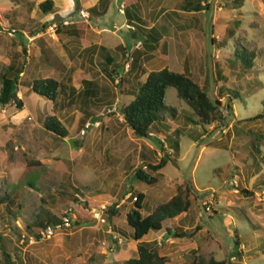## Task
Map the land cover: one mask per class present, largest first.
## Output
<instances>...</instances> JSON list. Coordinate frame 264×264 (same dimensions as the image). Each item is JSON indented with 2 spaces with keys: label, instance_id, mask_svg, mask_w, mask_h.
<instances>
[{
  "label": "rangeland",
  "instance_id": "obj_1",
  "mask_svg": "<svg viewBox=\"0 0 264 264\" xmlns=\"http://www.w3.org/2000/svg\"><path fill=\"white\" fill-rule=\"evenodd\" d=\"M185 1L154 0L157 6L147 16L152 30L139 28L147 23L145 1H132L129 13L142 21H136L135 30L127 27V17L113 1L99 20L102 43L116 47L125 42L131 51L111 52L123 67L109 76L86 53L92 43L87 42L90 27L81 38L63 30L65 22L70 28L88 25L81 12L61 20L55 13L45 14L39 0L16 4L0 0V13L5 10L0 19L17 30L12 36L0 29V89L13 58L26 65L19 84L24 109L0 106V193L17 187L16 204L10 205L15 215L0 206V231L10 239L9 249L18 264H125L135 251L119 253L120 243L107 232V225L94 221L93 210L119 205L120 215L108 220L125 243L122 230L130 233L126 213L135 196L146 195L142 212L148 215L175 196L184 181L193 189V210L177 224L180 231L193 235L165 241L164 228L149 237L170 263L192 264L200 255L227 260L239 247L232 264H264V119H253L264 98V0H189L206 6L200 12L185 10ZM52 25L59 27L55 33ZM153 32L160 36L154 50L145 44ZM237 47L256 51L251 71L235 60ZM131 57L135 62L126 71ZM164 68L189 70L204 88L210 80L211 97L221 99L223 106L231 103L230 89L244 96L233 100V110L225 109L224 121L205 129L188 122L190 108L175 88H168L166 102L178 109L168 127L182 131L176 136L179 153L164 136H136L121 112L139 83ZM38 77L62 83L56 103L33 92ZM48 116H56L69 136L48 132L44 127ZM165 154L172 160L160 172L158 183L149 185L136 177L139 168L159 163ZM68 211L75 216L71 229L52 239L36 238L45 228L39 221L62 218Z\"/></svg>",
  "mask_w": 264,
  "mask_h": 264
},
{
  "label": "trees",
  "instance_id": "obj_2",
  "mask_svg": "<svg viewBox=\"0 0 264 264\" xmlns=\"http://www.w3.org/2000/svg\"><path fill=\"white\" fill-rule=\"evenodd\" d=\"M203 6L201 2L194 4L193 1L189 0L183 3L185 10L193 12L205 10L206 6ZM53 8L54 2L52 0H46L40 4V9L45 14L51 13ZM77 10H79V8H77ZM94 10L95 9H92L91 12H94ZM126 14L130 24L135 25L136 21L138 23L141 21L137 16H133L129 13L128 10ZM140 23H142V21ZM139 28L145 29V25L142 24ZM63 30L70 32V25L63 28ZM209 32H212V28L209 29ZM159 38L160 36L157 35L156 32H153V34L149 35L146 39L145 44L148 48L154 50L159 42ZM209 41L213 44L215 40L210 37ZM256 57L257 53L254 49L237 47L235 50V60L240 63L244 71H251L254 68ZM25 69V63L19 61L17 58H13L12 62L6 67V70L2 74L0 106L7 107L15 105L18 109H24V102L19 97V84L22 75L25 73ZM114 72L117 74L116 71ZM170 87L177 90L178 97L190 108L191 115L187 116L188 122L194 123L197 126L202 125L205 129L207 126L222 122L226 119L222 107L226 110H233V100L244 99L240 91L230 89L229 92L232 94V97H229L231 103L223 106L221 99L216 98L214 100L212 97H208L210 80L209 86L204 88L195 80L189 70H185L182 73L172 71L169 68L152 71L145 82L139 83L138 92H135L134 98L128 104L121 107V112L125 123L136 136L141 138H147L152 135L164 136L175 153L180 152V142L176 139V136L180 135L182 131L179 128L172 131L168 127L170 117H177L178 115V109L169 106L166 102L167 90ZM32 90L36 94L56 103L62 90V83L51 77H38L33 81ZM214 102L219 105H214ZM261 103L263 106L261 112L253 119H264V98ZM44 127L56 137L66 138L69 136V130L56 116L46 117ZM158 140L161 141V137H158ZM255 148L258 149V146H255ZM171 160V155L165 154L159 163L153 164L149 162L144 168H139L135 173L136 177L149 185L156 184L159 181L160 172ZM38 179L39 177H36V181ZM29 184L34 185V183ZM16 191L17 187L13 190L11 189L6 195L0 193V206H7V209L13 215H15V213L10 210V205L16 204ZM76 191H81L82 194L85 195L84 191L80 190V188H77ZM243 192L252 195L250 191L243 190ZM192 196L193 189L191 185L188 181H184L177 187L175 196L167 202L159 204L153 212L148 215H144L142 212L146 195L139 192L138 195L135 196L136 201L134 206L127 212L126 219L128 226L133 231V238L138 241L137 257L128 259L125 264H170L169 258L161 253L158 246H155L152 242L143 241L142 239L149 232L160 231L164 228L166 229L167 235L175 238L192 236V233L180 231V227L177 224L178 218L191 213L193 210ZM19 207L21 208V205H19ZM120 213V209L112 205L107 211L108 219L112 220L114 217L119 216ZM63 217L56 219L52 218L46 222L39 221V223L43 225V227H46L48 223L51 224L62 221ZM35 236L37 239L41 238L40 233ZM9 240L7 235L0 231V253L2 257L0 259V264H18L9 249ZM235 243L240 245L238 240H235ZM237 250H239V247H235L231 255V263L232 258L236 257L235 251ZM192 264H227V260H219L214 255H200Z\"/></svg>",
  "mask_w": 264,
  "mask_h": 264
},
{
  "label": "crops",
  "instance_id": "obj_3",
  "mask_svg": "<svg viewBox=\"0 0 264 264\" xmlns=\"http://www.w3.org/2000/svg\"><path fill=\"white\" fill-rule=\"evenodd\" d=\"M14 1H15L14 2L15 4H16V2H19V3L20 2L21 3H25L26 2V0H14ZM33 1H38V0H33ZM44 1H46V0H39V2H38L39 8H40V4L43 3ZM52 1L54 2V8H53V11L51 13H49V15H52L53 13H55L56 16L61 18V20L62 19L66 20L65 18L71 16L72 14L77 13V11H76L77 8H79V10H78V15L79 16H80L79 13L81 11H85V12L89 13L90 16H89L88 19H84L83 18L84 21L86 23H88V25L87 24H83V23H77V25H76L77 27H71L70 28V32H71V34L75 35L74 37H76V38L80 37L81 38L83 36V30L85 28H87V26H88V28L90 27V29H91L90 35L85 33L86 36L89 35V38H87L88 39L87 42H90V43L92 42L91 46L89 48L85 49L86 53H88L90 55L89 59L90 60L94 59L95 63L98 66H100L102 68V70L105 73H107L109 76H113L115 74L114 71H116V73L118 74L117 69L119 67H121V66L123 67V64L119 63L120 59L118 60L115 56H113L111 54V52L118 49V50L123 51V53L125 55H127L128 53H130L131 48H129V45L127 43H125V42H120L116 47H108L104 43H102L103 42L102 38H103L104 32H103V29H101L100 26H99V20L102 19L103 17H105L108 14V12L110 10V7L113 4V1H115V2L119 3V7H118L119 12L121 14H124L127 17V27L130 30H135L136 27H134V24H130L129 23L128 16L126 14L127 10L130 12V8H131V4H132L133 0H77V1L68 0V2L66 4H59V1H63V0H52ZM142 1L146 2V7H147V8H145L146 12H144V14L146 16V20L145 21H147V23L144 22L145 28L152 29L153 27H151V25H149L152 22H151V19H149L148 17H151V15H152L151 10H153L152 9L153 7L157 6V3L154 2V0H142ZM127 6H128V9H127ZM121 8H125L126 10H122ZM92 9H95L94 12H91ZM4 12H5V10L0 13V17L4 16L3 15ZM61 14H63V15H61ZM2 22H3V25L5 27L12 28V26L9 24L8 21L4 22L2 20ZM83 25L86 26V27H84ZM13 29H15V28H13ZM55 36H57V34ZM21 41L24 42L25 41V37H21ZM133 46H134V44H133ZM93 56H94V58H93ZM130 196H131V194H130ZM127 197H128V195L126 196V198ZM115 218L116 217H114L113 219H115ZM181 218L182 217L178 218L177 222H179V220ZM94 221H95V219H94ZM126 222H127V219H126ZM129 231H130V233H127L126 231L122 230V233L125 234L124 237H125L126 241L124 243L123 242V238L121 237L122 243H120V246H119L120 247L119 248L120 249L119 253H121L122 255H125L127 253H130V254L132 253L133 254V252L135 251L136 255L129 256L128 259H130L132 257H137V244H138V241H136L133 238L132 229H129ZM154 233H155V231L149 232L142 240L146 241V242H152V239H149V237L152 234H154ZM164 236H166V240L165 241H167L168 239H172V237H173V236L167 235V233H164ZM129 237H131V239ZM127 241H129V242H127ZM159 241H160L159 245L162 246L161 240H159ZM132 244H134V245H132ZM160 250H161V248H160ZM161 253L169 258V256L167 254L163 253L162 250H161ZM127 260H125V262Z\"/></svg>",
  "mask_w": 264,
  "mask_h": 264
},
{
  "label": "built area",
  "instance_id": "obj_4",
  "mask_svg": "<svg viewBox=\"0 0 264 264\" xmlns=\"http://www.w3.org/2000/svg\"><path fill=\"white\" fill-rule=\"evenodd\" d=\"M83 17H85L86 19L89 18V13L85 12V11H81L80 13ZM66 26H68V22L64 23ZM0 29L8 32L10 35H15L17 33L16 29L13 28H7L3 25L2 20L0 19ZM59 29V27H56L54 25H52L50 27V31H53L54 33ZM134 61V58L131 57L129 61L126 62L125 64V69L126 71H130L131 67H132V62ZM136 201V198H135ZM114 205V204H113ZM112 206V205H111ZM116 208H119V205H116ZM109 207H102L101 209H97L95 208L93 210V217L96 220V222H98L99 224H104L108 226L107 232L111 235H113V238L116 240V242L122 243V239L121 237L115 233L114 228L112 226V224L109 222L108 220V215H107V211H108ZM75 222V216L74 213L72 211H68L65 213L62 221L60 222H56V223H51L48 224L44 230H42L41 232V236L43 238H47V239H52L57 233L61 232V231H65L68 229H71L74 225ZM115 245V244H114ZM111 247V250H115V246Z\"/></svg>",
  "mask_w": 264,
  "mask_h": 264
},
{
  "label": "water",
  "instance_id": "obj_5",
  "mask_svg": "<svg viewBox=\"0 0 264 264\" xmlns=\"http://www.w3.org/2000/svg\"><path fill=\"white\" fill-rule=\"evenodd\" d=\"M211 84H213V79H211ZM208 97H210L211 98V91H209L208 92ZM214 105H219V104H217L216 102H214ZM222 110L223 111H225V109L222 107ZM227 264H232L231 263V253L229 254V257H228V259H227Z\"/></svg>",
  "mask_w": 264,
  "mask_h": 264
}]
</instances>
